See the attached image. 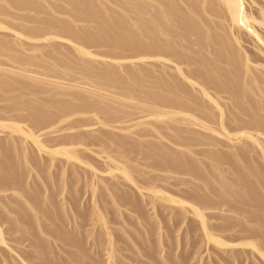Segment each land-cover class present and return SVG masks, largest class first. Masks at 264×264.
Instances as JSON below:
<instances>
[{"label": "rangeland", "instance_id": "1", "mask_svg": "<svg viewBox=\"0 0 264 264\" xmlns=\"http://www.w3.org/2000/svg\"><path fill=\"white\" fill-rule=\"evenodd\" d=\"M0 166V264H264V0H0Z\"/></svg>", "mask_w": 264, "mask_h": 264}, {"label": "bare ground", "instance_id": "2", "mask_svg": "<svg viewBox=\"0 0 264 264\" xmlns=\"http://www.w3.org/2000/svg\"><path fill=\"white\" fill-rule=\"evenodd\" d=\"M155 23H156V22H155ZM155 23H154V25H155ZM156 25H157V24H156ZM137 27H138V25H137ZM155 27H156V26H155ZM155 27H154V28H155ZM157 27H159V25H157ZM139 28H140V27H138V29H139ZM158 30H159V28H158ZM210 38H211V36L208 34V39H210ZM210 40H211V39H210ZM208 42H210V41H208ZM229 77H230V76H229ZM233 81H234V80H233ZM225 82H226V81H225ZM228 82H229V80H228ZM226 84H228V83H226ZM229 84H230V83H229ZM230 85H231V84H230ZM120 142H121V141H120ZM153 149H154V148H153ZM2 152H3V151H2ZM155 152H157V150H155L154 153H155ZM154 153H153L154 158L160 157V152H159V153L157 152V155H155ZM3 154H4V153H3ZM172 155H173V154H172ZM174 155H175V154H174ZM160 158H161V157H160ZM183 161H185V160H183ZM180 167H181V166H179V168H180ZM2 170H3V168L0 166V171L2 172ZM245 170H246V169H245ZM233 171H234V170H233ZM234 172H235V171H234ZM247 172H248V171H247ZM236 173H237V172H236ZM234 174H235V173H234ZM249 174H250V175H249V176H250V179L252 180V178H254V177H253V174H251V173H249ZM235 175H236V174H235ZM237 176H238V175H237ZM239 176H240V175H239ZM239 178H240V177H239ZM235 179H236V178H235ZM237 180H238V178L236 179V181H237ZM239 180H240V179H239ZM206 182H207V181H206ZM238 182L241 183L240 181H238ZM256 182H258V181H256ZM239 183H237V184H239ZM242 183H243V182H242ZM258 183H259V182H258ZM207 184H208V183H207ZM234 185H235V184H234ZM241 185H243V184H241ZM241 185H240V186H241ZM244 185H245V184H244ZM235 186H236V185H235ZM237 187H239V186L237 185ZM241 187H242V186H241ZM239 188H240V187H239ZM242 188L245 189V188H247V187H245V188L242 187ZM243 189H241V190L244 192ZM241 190H240V191H241ZM246 190H247V189H246ZM242 191H241V192H242ZM244 193H245V192H244Z\"/></svg>", "mask_w": 264, "mask_h": 264}]
</instances>
